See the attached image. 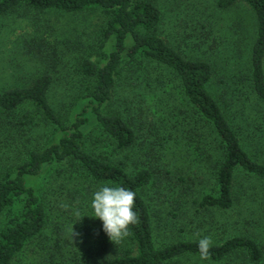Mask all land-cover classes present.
Returning <instances> with one entry per match:
<instances>
[{
    "label": "rangeland",
    "instance_id": "obj_1",
    "mask_svg": "<svg viewBox=\"0 0 264 264\" xmlns=\"http://www.w3.org/2000/svg\"><path fill=\"white\" fill-rule=\"evenodd\" d=\"M154 1L161 11L159 34L186 57L210 61L209 91L250 155L264 162V103L251 79L250 51L256 35L252 11L240 3L222 9L216 0ZM102 21L99 11L67 13L21 7L2 16L0 91L28 85L39 74L49 72L54 75L52 105L61 113L60 102L67 103L76 86L75 68L81 57L102 63L101 52L112 49L110 41L98 50ZM39 49L41 53H36ZM181 95L178 80L166 68L125 59L116 76L113 98L104 110L119 113L132 125L136 143L118 149L92 123L85 128V149L112 162L121 161L129 172L152 168L153 178L141 193L152 214L157 246L180 239L198 241L203 236L218 244L245 234L264 251V187L257 180L244 173L237 175L235 203L227 211L199 206L204 194L216 193V140L207 126L197 129L193 137L189 119L193 120ZM21 109L26 112L29 106ZM25 133L15 132L14 139L39 146L57 139L50 127L36 119ZM5 136L0 132L1 139ZM27 181L41 196L47 221L12 264H103L116 243L103 230V222L89 216L93 214L91 193L99 184L69 164L46 167ZM18 209L16 204L0 214V231ZM174 264H264V258L252 262L243 255H232L213 262L185 256Z\"/></svg>",
    "mask_w": 264,
    "mask_h": 264
},
{
    "label": "trees",
    "instance_id": "obj_2",
    "mask_svg": "<svg viewBox=\"0 0 264 264\" xmlns=\"http://www.w3.org/2000/svg\"><path fill=\"white\" fill-rule=\"evenodd\" d=\"M238 3L248 6L255 17L251 79L254 91L264 103V0H216L222 9ZM20 7L67 13L99 11L103 21L98 30V50L110 41L112 49L101 52L102 63L89 56L81 57L75 68L76 86L71 98L67 103L60 100L61 113L52 105L54 75L49 72L39 74L28 85L0 91V132L6 134L0 138V214L16 204L19 206L0 231V264H12L41 233L47 221L44 202L27 180L41 175L46 167L60 164L71 165L96 184L123 186L136 193L134 210L138 221L129 226L130 235L106 254L103 264H174L181 257H199L197 240L155 244L152 214L141 193L153 178L152 168L141 167L129 172L121 161L112 162L93 154L83 143L87 137L85 128L93 123L118 149L133 147L137 135L132 125L119 113L104 110L113 98L116 76L125 59L145 60L164 67L178 80L181 96L189 106L193 137L197 129L207 126L216 140L213 164L216 193L204 194L199 206L225 211L232 208L237 175L244 173L264 187V162L250 155L209 91L213 75L210 61L186 57L159 34L161 11L154 0H0V18ZM67 95L65 92L64 96ZM25 104L29 106L26 112L21 109ZM35 119L50 127L57 139L42 146L31 145L23 138L14 139L15 132L25 135ZM210 155L206 153L207 157ZM232 255L259 262L264 258V251L254 238L238 234L212 244L207 261L218 262Z\"/></svg>",
    "mask_w": 264,
    "mask_h": 264
},
{
    "label": "clouds",
    "instance_id": "obj_3",
    "mask_svg": "<svg viewBox=\"0 0 264 264\" xmlns=\"http://www.w3.org/2000/svg\"><path fill=\"white\" fill-rule=\"evenodd\" d=\"M135 200V191L101 183L91 193L90 206L93 214L89 216L99 218L109 239L117 244L130 235L129 226L138 221L134 210ZM197 246L200 261L209 260L211 238L203 236L198 240Z\"/></svg>",
    "mask_w": 264,
    "mask_h": 264
}]
</instances>
